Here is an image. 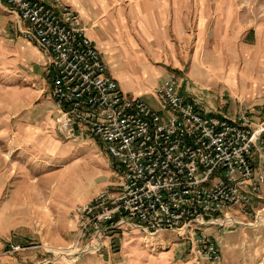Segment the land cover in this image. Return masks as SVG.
<instances>
[{
  "label": "built area",
  "instance_id": "built-area-1",
  "mask_svg": "<svg viewBox=\"0 0 264 264\" xmlns=\"http://www.w3.org/2000/svg\"><path fill=\"white\" fill-rule=\"evenodd\" d=\"M0 2L28 23L25 38L47 59L56 135L65 142L94 138L121 177L116 189L101 190L71 214L79 229L74 247L84 244L81 258L100 252L109 230L126 226L196 239L198 254L219 262L220 251L204 234L230 221L232 211L246 214L258 199L264 174L254 169L253 147L264 142V123L253 127L242 112L234 119L202 113L177 93L174 74L156 88L167 110H153L126 97L106 74L71 8L57 0L55 8L34 0Z\"/></svg>",
  "mask_w": 264,
  "mask_h": 264
},
{
  "label": "crops",
  "instance_id": "crops-1",
  "mask_svg": "<svg viewBox=\"0 0 264 264\" xmlns=\"http://www.w3.org/2000/svg\"><path fill=\"white\" fill-rule=\"evenodd\" d=\"M34 1L58 7L56 0ZM57 1L78 15L106 74L126 97L141 98L156 111L167 110L156 88L174 74L177 93L184 100L195 101L202 113L234 119L242 112L253 127L264 123V37L253 36L251 24L234 0ZM0 8L6 22H12L21 33L26 31L28 23L2 2ZM20 43L29 45L23 52L29 78L47 80L43 51L27 39ZM148 80L154 81L150 90ZM140 88L151 94L144 99ZM48 91L46 102L39 104L40 96H36V111L51 109L45 118L54 120L49 85ZM19 134L26 133L21 130ZM253 155L254 169L262 173L264 142H255ZM16 163L0 159V264H36L44 247L70 242L77 226L69 219L70 210L100 190L74 205L55 197L58 202L45 203V207L39 187L43 177L31 183L25 166ZM79 168L92 176L87 167ZM47 232H53L49 238ZM13 246L23 250L9 252Z\"/></svg>",
  "mask_w": 264,
  "mask_h": 264
},
{
  "label": "rangeland",
  "instance_id": "rangeland-1",
  "mask_svg": "<svg viewBox=\"0 0 264 264\" xmlns=\"http://www.w3.org/2000/svg\"><path fill=\"white\" fill-rule=\"evenodd\" d=\"M234 1L251 24L253 36L258 33L257 36L263 38L264 0ZM4 15L0 8V159L17 161L16 164L25 166L31 183L35 184L40 181V176L43 177L39 187L44 192V204L54 205L58 198H64L68 205H74L99 190L116 187L121 178L117 165L105 154L97 140L89 136L78 137L74 141L60 140L54 132L53 118H45L51 109L36 111L37 102L40 104L50 98L49 83L41 78H29L30 72L24 65L23 57L29 45L19 44L21 39H26L25 30L21 33L12 22L5 21ZM146 82L150 90L154 81ZM140 91L144 99L151 94L145 88H140ZM38 94L40 97L36 102ZM21 130L26 134H19ZM79 167H87L92 176L81 173L83 169ZM258 195L246 214L232 211L230 221L205 231V237L220 251L221 259L216 263L208 262L198 254L200 247L196 239L182 240L172 232L150 236L126 226L120 227V230H109L111 232L104 235L100 252L81 258L84 244L74 247L79 234L78 225L69 243L60 241L59 246L45 245L43 255L38 256L35 263L264 264V185ZM35 200L33 198L32 201ZM74 208L68 216L78 224L71 217ZM222 221L224 218H220L219 223ZM9 252L20 251H13L11 247Z\"/></svg>",
  "mask_w": 264,
  "mask_h": 264
},
{
  "label": "trees",
  "instance_id": "trees-1",
  "mask_svg": "<svg viewBox=\"0 0 264 264\" xmlns=\"http://www.w3.org/2000/svg\"><path fill=\"white\" fill-rule=\"evenodd\" d=\"M115 229H116V230H118V229L120 230L121 228H115ZM113 230H114V229H113ZM110 232H111V231H109V233H110ZM100 254H101V253H100Z\"/></svg>",
  "mask_w": 264,
  "mask_h": 264
}]
</instances>
